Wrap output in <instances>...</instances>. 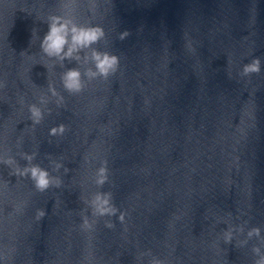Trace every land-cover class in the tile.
I'll use <instances>...</instances> for the list:
<instances>
[{"label": "water", "instance_id": "water-1", "mask_svg": "<svg viewBox=\"0 0 264 264\" xmlns=\"http://www.w3.org/2000/svg\"><path fill=\"white\" fill-rule=\"evenodd\" d=\"M67 3L0 0V159L16 161L0 163V264H254L259 239L239 241L252 227L264 235V0H76L74 18L103 29L94 47L119 68L74 94L40 49L45 21ZM256 58L261 71L242 76ZM22 152L61 186L39 191L17 175ZM100 191L116 216L91 214ZM228 224H245L231 244Z\"/></svg>", "mask_w": 264, "mask_h": 264}, {"label": "clouds", "instance_id": "clouds-1", "mask_svg": "<svg viewBox=\"0 0 264 264\" xmlns=\"http://www.w3.org/2000/svg\"><path fill=\"white\" fill-rule=\"evenodd\" d=\"M75 4L76 0H68V3L64 5V12L61 14H52L48 17L47 21H45L48 25V31L43 36L40 44V49L45 56L49 59L58 60L60 65L66 68L61 75V82L64 89L73 94L83 90L85 77L88 81L100 77L107 79L110 75L115 74L119 68V60L116 55L94 47V45H97L104 38L105 33L103 29L98 26L84 25L77 22L74 18L76 11ZM128 35L129 33L125 31L121 33L119 39L123 41ZM65 61L69 63L75 61L81 64L84 66V71L82 72L78 67L67 68ZM260 71V60L256 58L244 65L241 75L249 76L253 73L258 74ZM49 91L52 96L57 97L56 102L58 105L63 102V96H60L54 87L50 86ZM48 103L49 99L46 96L40 97V105H47ZM28 109L31 114L30 119L33 123H40L43 119L42 108L33 103L28 106ZM64 130L63 125H60L58 128L54 127L50 130V135L62 134ZM20 155L28 164L23 168L17 167V175L30 177L39 191H45L52 186L57 188L61 186L59 177H52L47 169L32 163L35 154L22 152ZM0 163L11 167L16 161L14 157L8 156L7 158L0 159ZM53 164L55 166L54 170L57 172L63 167V164L56 163L55 161H53ZM106 165L107 162L105 161L96 171L95 184L101 188L108 181V169ZM65 171L67 172L68 170L65 169ZM53 181H56L54 185ZM86 204L91 209L93 216H116L119 211L113 203L111 192H96L91 196L90 200L86 201ZM44 214V211L38 210L37 218H41ZM119 220L121 222L124 220L122 213L119 215ZM228 225V228L223 231L222 236L225 243L231 244L238 233H244L245 224ZM81 227L84 230H91L93 227L86 214H83ZM106 227L112 228L114 225L108 222L106 223ZM261 231L260 227H252L247 231V238L239 241V245L243 247L254 237L259 239V245H254L252 248V252L257 257L254 264H264V235L261 234ZM147 254L150 253H144L142 255ZM150 264H165V262L158 258H153Z\"/></svg>", "mask_w": 264, "mask_h": 264}]
</instances>
